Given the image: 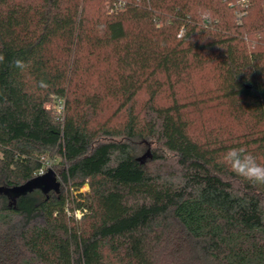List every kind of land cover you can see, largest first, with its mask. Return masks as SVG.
Returning <instances> with one entry per match:
<instances>
[{
  "label": "trees",
  "instance_id": "1",
  "mask_svg": "<svg viewBox=\"0 0 264 264\" xmlns=\"http://www.w3.org/2000/svg\"><path fill=\"white\" fill-rule=\"evenodd\" d=\"M239 1L0 0V186L57 157L63 180L0 192V264H264V185L223 162L243 147L264 164V0ZM210 106L244 129L199 138Z\"/></svg>",
  "mask_w": 264,
  "mask_h": 264
},
{
  "label": "rangeland",
  "instance_id": "2",
  "mask_svg": "<svg viewBox=\"0 0 264 264\" xmlns=\"http://www.w3.org/2000/svg\"><path fill=\"white\" fill-rule=\"evenodd\" d=\"M242 3L247 4L249 3L250 0H240ZM239 1V2H240ZM116 0H96V2H93L91 4V6L93 5V7L99 8L101 7L103 10H107L108 12H112L113 9H117V7L115 8V6L113 5V3H115ZM240 2V3H241ZM241 6H243V4H240ZM241 9H238L236 12H234L235 16H236V21L237 23H242V17L239 18V14ZM207 15V14H206ZM204 72L206 75H210V73L208 72H212L210 69H207L205 71H201L199 73L196 74L195 76V87H206L207 85H210L209 83L211 81L205 82V79L202 77L204 74ZM91 83H96V76H93V78H91ZM204 83V84H203ZM206 84V85H205ZM184 89H188V88H184ZM147 98V95L141 94L140 99H139V103L142 104L144 102V100ZM166 102H168V99H165ZM57 103H58V97H54L53 99H51L48 102V106L52 109L53 112H55V114L57 115H62L60 113L57 112ZM139 104V105H140ZM213 105V104H212ZM207 107L204 108L202 113H195L193 116V120L195 123V128H194V133L201 139H206L210 136V134H215L217 135L220 132L218 129H220L221 127H226L229 126L230 128L233 129H239L240 132L241 130L244 129V124L243 122H239L238 118H233V117H227L221 121L225 116L221 115V112L216 108V106H213L215 108H211ZM116 110V103L114 101H110L108 102L101 111L98 112V116H97V122L100 123H106L107 125H109L110 127L112 126H116V125H120L125 117V114H121L118 117H114V112ZM65 112V110H64ZM61 161L60 157H57L56 160L54 162H51L50 164L53 166H47L46 171L49 168H53L55 171H57L58 173V179L61 181V183H63L62 178L60 177L59 174V170L61 169V166L59 165ZM71 189H74V187H72ZM69 188H66V191L68 192ZM89 190V187L87 186V183H85L79 190H74V195H76L79 201L82 202H86L85 196L81 195V194H85L87 191ZM82 216V211L78 210L76 211V217L79 218Z\"/></svg>",
  "mask_w": 264,
  "mask_h": 264
},
{
  "label": "clouds",
  "instance_id": "3",
  "mask_svg": "<svg viewBox=\"0 0 264 264\" xmlns=\"http://www.w3.org/2000/svg\"><path fill=\"white\" fill-rule=\"evenodd\" d=\"M5 57L0 53V64ZM15 67L25 69L29 65L22 60L13 61ZM224 164L237 176L254 183L264 185V164L258 163L257 158L243 147L230 148L223 155Z\"/></svg>",
  "mask_w": 264,
  "mask_h": 264
},
{
  "label": "water",
  "instance_id": "4",
  "mask_svg": "<svg viewBox=\"0 0 264 264\" xmlns=\"http://www.w3.org/2000/svg\"><path fill=\"white\" fill-rule=\"evenodd\" d=\"M61 181L58 179L57 173L53 168H49L45 173L37 175L36 177L28 180L24 184L15 185L12 187L0 186V192L10 194L12 196H18L31 192L35 189H41L45 193L53 191H60ZM89 187V184L87 183Z\"/></svg>",
  "mask_w": 264,
  "mask_h": 264
},
{
  "label": "built area",
  "instance_id": "5",
  "mask_svg": "<svg viewBox=\"0 0 264 264\" xmlns=\"http://www.w3.org/2000/svg\"><path fill=\"white\" fill-rule=\"evenodd\" d=\"M241 16H242V13L239 14V18H241ZM56 108H57V112L58 113H60V114L64 113V110H65V99L64 98L58 97V103H57V107ZM50 163H51L50 161H46L45 166L39 170L38 174L40 175V174L45 173L46 169H47V166L51 165Z\"/></svg>",
  "mask_w": 264,
  "mask_h": 264
}]
</instances>
